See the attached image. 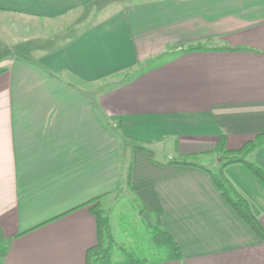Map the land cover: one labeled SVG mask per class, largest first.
I'll return each instance as SVG.
<instances>
[{"label":"crops","instance_id":"obj_1","mask_svg":"<svg viewBox=\"0 0 264 264\" xmlns=\"http://www.w3.org/2000/svg\"><path fill=\"white\" fill-rule=\"evenodd\" d=\"M4 69L0 264H88L92 209L115 239L122 190L181 253L123 245L124 264H264L208 166L178 164L264 133V0H0ZM247 160L264 170V147ZM223 172L264 231V182L244 164Z\"/></svg>","mask_w":264,"mask_h":264},{"label":"trees","instance_id":"obj_2","mask_svg":"<svg viewBox=\"0 0 264 264\" xmlns=\"http://www.w3.org/2000/svg\"><path fill=\"white\" fill-rule=\"evenodd\" d=\"M203 47H190L186 52L201 51ZM5 72L0 70V74ZM264 147V133L257 136L253 141L247 143L241 150L237 152H231L226 150L225 140L221 138L217 149L211 153L222 155L221 163L218 171L213 172L206 170L212 178L215 186L220 191L224 200L244 219V221L262 238L264 239V231L255 219L254 215L250 211L246 201L234 190V188L228 183L224 175V168L233 164H244L252 173L264 182V170L256 167L253 163L247 160V157L255 152L257 149ZM152 156V153H151ZM183 165H192L187 162L178 163ZM145 210H142V213ZM93 214L97 217L99 222L100 242L98 247L93 248L88 253V264H111V252L110 248L114 245V238L111 232L109 215L101 209L98 205L97 208L92 209ZM153 242L158 248H165L167 257L166 259H178L181 257L180 249L174 242L172 237L161 230L159 225L153 227ZM10 242L2 236L0 232V258H4L9 250ZM129 264H136V262H130Z\"/></svg>","mask_w":264,"mask_h":264},{"label":"rangeland","instance_id":"obj_3","mask_svg":"<svg viewBox=\"0 0 264 264\" xmlns=\"http://www.w3.org/2000/svg\"><path fill=\"white\" fill-rule=\"evenodd\" d=\"M158 158L160 155H158ZM211 158V161L208 162L204 160L203 158L200 159H194V160H184L182 157H180L179 161H186L190 163H196L198 165H206L208 166V169L210 171L216 172L219 169L220 163H221V157L223 156L213 154L208 155ZM220 159V160H219ZM131 194V196L128 194V190H122L116 195V199L113 201V204L115 205V208L113 209V215H112V223L114 226L115 233V239H114V245L110 248L111 252V264H124L129 262V258L126 256L125 253L128 252H122V246L124 245V248L130 249V251H136V255H139L142 251L141 248H146L147 252L155 251L153 253V256L155 258L156 254H160L162 251L164 255H166V249L165 248H158L154 242H153V229L151 227L145 224H141L140 220H137L138 212H139V206L141 205ZM103 209V208H101ZM141 225V227L138 226ZM116 240V241H115ZM149 259V261L154 260ZM146 258H143L144 260ZM131 260V258H130ZM135 261L140 262L141 259L134 258ZM148 260V259H146ZM142 262V261H141Z\"/></svg>","mask_w":264,"mask_h":264},{"label":"water","instance_id":"obj_4","mask_svg":"<svg viewBox=\"0 0 264 264\" xmlns=\"http://www.w3.org/2000/svg\"><path fill=\"white\" fill-rule=\"evenodd\" d=\"M142 218L144 219V221L148 224L149 227L153 228V224L152 221L150 219V215L148 212H144L142 214Z\"/></svg>","mask_w":264,"mask_h":264}]
</instances>
